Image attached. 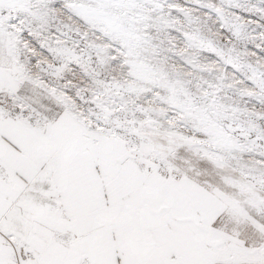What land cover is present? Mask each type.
<instances>
[{
	"label": "snow or ice",
	"instance_id": "snow-or-ice-1",
	"mask_svg": "<svg viewBox=\"0 0 264 264\" xmlns=\"http://www.w3.org/2000/svg\"><path fill=\"white\" fill-rule=\"evenodd\" d=\"M0 264H264V0H0Z\"/></svg>",
	"mask_w": 264,
	"mask_h": 264
}]
</instances>
